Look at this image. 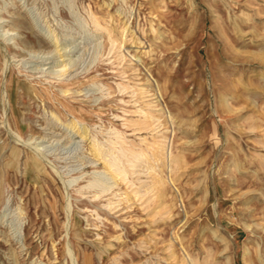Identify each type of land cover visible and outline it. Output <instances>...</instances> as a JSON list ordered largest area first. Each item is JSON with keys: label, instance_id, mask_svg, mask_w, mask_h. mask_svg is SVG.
Returning a JSON list of instances; mask_svg holds the SVG:
<instances>
[{"label": "rangeland", "instance_id": "obj_1", "mask_svg": "<svg viewBox=\"0 0 264 264\" xmlns=\"http://www.w3.org/2000/svg\"><path fill=\"white\" fill-rule=\"evenodd\" d=\"M84 257L264 264V0H0V264Z\"/></svg>", "mask_w": 264, "mask_h": 264}, {"label": "bare ground", "instance_id": "obj_2", "mask_svg": "<svg viewBox=\"0 0 264 264\" xmlns=\"http://www.w3.org/2000/svg\"><path fill=\"white\" fill-rule=\"evenodd\" d=\"M129 1V0H128ZM122 2V1H121ZM125 6V5H124ZM118 13V12H117ZM131 15V14H130ZM115 17V16H114ZM130 18H131V16H130ZM128 21V20H127ZM152 21V20H151ZM105 23V22H104ZM124 23V22H123ZM154 24V23H153ZM93 26H94V28L96 29V30H99V29H101V26L94 20L93 21ZM123 27V26H122ZM120 28V27H119ZM159 28V27H158ZM125 30V29H124ZM133 30V29H132ZM131 30V31H132ZM162 30V29H161ZM48 32V31H47ZM142 32V31H141ZM125 33V32H124ZM116 36V35H115ZM122 38V37H121ZM126 39V38H125ZM134 39V38H133ZM52 40V39H51ZM139 40V39H138ZM130 41V40H129ZM9 42V41H8ZM116 43V42H115ZM141 43V42H140ZM56 41L55 42H53L52 43V45L56 48L57 46H56ZM113 44H114V42H113ZM122 44V43H121ZM136 44V43H135ZM139 44V43H138ZM117 45V44H116ZM116 48V47H115ZM121 48V47H120ZM55 50H57V49H55ZM65 50V49H64ZM120 51V50H119ZM57 52V51H56ZM62 52H64V51H62ZM57 53H61V51L60 52H57ZM65 53V52H64ZM64 53H61V56H62V54H64ZM67 54V53H66ZM61 58H63V59H61V62H63V61H65L66 59H64L65 57H61ZM130 58V57H129ZM121 60H122V58H121ZM121 62V61H120ZM67 68H66V63L65 64H61L60 65V67H59V70L58 71H62L60 74H58V76H62V74L63 73H67ZM121 73H123V72H121ZM49 74H50V72H49ZM55 75L54 73H52V71H51V75ZM54 77V76H53ZM52 77V78H53ZM62 77H64V76H62ZM59 77H57V79H58ZM55 79V78H54ZM57 81H60V79L59 80H57ZM157 85V84H156ZM140 88V87H139ZM242 88H244V87H242ZM126 89V88H125ZM64 91V90H63ZM125 91V90H124ZM158 91V90H157ZM66 92V91H65ZM64 92V93H65ZM134 92V91H133ZM6 93V92H5ZM67 93H69V92H67ZM75 93V92H74ZM79 93V92H78ZM138 95H139V93H138ZM148 95V94H147ZM3 97H4V95H3ZM7 97V96H6ZM145 97V96H144ZM229 97V96H228ZM231 98V97H230ZM145 99V98H144ZM51 100V99H50ZM154 102V101H153ZM146 103V102H145ZM150 104V103H149ZM221 104V103H220ZM227 106V105H226ZM140 109V108H139ZM136 111V110H135ZM144 111V110H143ZM148 111V110H147ZM155 113V112H154ZM137 114V113H136ZM143 114H146V113H143ZM150 114V113H149ZM160 114V113H159ZM144 117H146L147 118V115H144ZM242 117H243V115H242ZM139 118V117H138ZM150 118H152V117H150ZM149 118V119H150ZM159 118V117H158ZM143 119H145V118H143ZM156 119V118H155ZM255 119V118H254ZM150 121V120H149ZM127 122V121H126ZM146 122H148V120L146 121ZM254 122V121H253ZM78 123V121L76 120V119H72L71 121H70V125L71 126H73V127H75V125ZM137 123V122H136ZM158 123V122H157ZM252 123V122H251ZM159 124H161V123H159ZM158 124V125H159ZM250 125V124H249ZM252 125H253V123H252ZM251 125V126H252ZM77 127V126H76ZM145 127V126H144ZM151 127V126H150ZM79 128V127H78ZM145 128H147V127H145ZM160 128V127H159ZM239 128V127H238ZM255 128V127H254ZM156 129V128H155ZM158 129V128H157ZM80 134L81 135H83L84 136V139H86L87 137H86V134H87V129L84 127V125H82V128H81V130H80ZM157 134V133H156ZM78 135V134H77ZM108 135V134H107ZM112 135H113V137L111 138V139H109V140H106L107 141V146H106V149H104V147H102V145L101 144H99L98 143V141L97 140H95V139H92L90 142H91V147H92V151L94 152V155H95V157H97V158H99V159H103V165L106 167V169L109 171V173H110V176L112 177V178H114V179H116V178H119L121 181H124V180H126L127 179V177H128V175L129 174H132V173H128V169L126 170V167H125V164L126 165H129V166H135L134 164H135V162L137 161V160H139L142 156H144L143 154H142V150H139L138 152H134L132 149H131V147H127L126 146V141L124 140L125 138L123 137V136H121V134H120V132H118V131H115L114 133H112ZM123 135V134H122ZM161 135H162V133H161ZM154 136V135H153ZM156 136V135H155ZM86 137V138H85ZM124 139H123V138ZM144 138V137H143ZM147 138V137H146ZM151 138V137H150ZM155 138V137H154ZM159 138H160V136H159ZM165 138V137H164ZM88 139V138H87ZM90 139H91V137H90ZM145 139V138H144ZM155 139H157V138H155ZM160 139H162V137L160 138ZM168 139V138H167ZM262 139V138H261ZM166 140V139H165ZM132 141V140H131ZM141 141V140H140ZM148 141V140H147ZM161 141V140H160ZM262 141V140H261ZM260 141V142H261ZM143 142V141H142ZM150 142H151V140H150ZM258 142V141H257ZM263 142V141H262ZM151 143H153V142H151ZM165 143V142H164ZM141 144V143H140ZM159 144V143H158ZM160 144H162V143H160ZM128 145V144H127ZM144 145V144H143ZM164 145V144H163ZM140 146V145H139ZM145 146V145H144ZM166 146V145H165ZM133 148V147H132ZM140 148H142L141 146H140ZM145 148V147H144ZM159 148H160V146H159ZM164 148V147H163ZM162 148V149H163ZM168 148V147H167ZM37 149V148H36ZM143 149V148H142ZM154 150V149H153ZM39 151V150H38ZM40 152V151H39ZM92 152V153H93ZM106 152H107V154H108V156H105V154H106ZM147 152H149V151H147ZM146 152V153H147ZM151 152V151H150ZM160 152H162V151H160ZM148 154V153H147ZM151 154V153H150ZM155 154V153H154ZM166 154V153H165ZM159 155H160V158H161V156H162V153H159ZM167 155H169V154H167ZM150 156V155H149ZM154 156V155H153ZM172 156V155H171ZM147 157V156H146ZM150 157H152V156H150ZM150 157H149V159H150ZM157 157V156H156ZM178 157V156H177ZM29 158V160H30V162H31V164L34 166V167H36V168H38V167H41V164H40V162H39V159H38V157H37V155L35 154V153H33V154H30V156L28 157ZM155 157H153V159L152 160H156V158L154 159ZM166 158H168V157H166ZM43 159V158H42ZM148 159V158H147ZM150 159V160H151ZM158 159H159V157H158ZM173 159V158H172ZM145 160V159H144ZM160 160V159H159ZM164 161V160H163ZM176 161V160H175ZM174 161V163H176V162H178V161H176L175 162ZM152 162V161H151ZM161 162V161H160ZM169 162V161H168ZM138 163V162H137ZM156 163H157V161H156ZM147 164H149V163H147ZM158 164V163H157ZM168 164V163H167ZM161 165H163V164H161ZM169 165V164H168ZM182 165V164H181ZM103 166V167H104ZM137 166V165H136ZM140 166V165H139ZM131 167V168H132ZM163 167V166H162ZM165 167H167V166H165ZM180 167V166H179ZM137 170V169H136ZM169 170V169H168ZM139 171V169L137 170V172ZM156 172V171H155ZM178 172V171H177ZM176 172V173H177ZM133 173H135L134 171H133ZM169 173V172H168ZM132 175H134V174H132ZM175 175V174H174ZM158 177V176H157ZM170 176H168V178H169ZM134 178V177H133ZM164 178H166V177H164ZM170 179V178H169ZM131 180H133V179H131ZM135 180V179H134ZM139 180H141V179H139ZM116 181H118V180H116ZM115 181V182H116ZM153 181V180H152ZM154 181H155V179H154ZM153 181V182H154ZM139 182V181H138ZM152 182V183H153ZM156 182L157 183H160L161 182V180H159V178H157V180H156ZM156 182H155V184H156ZM174 182V181H173ZM144 183V182H143ZM151 183V184H152ZM166 183V182H165ZM164 183V184H165ZM168 183V182H167ZM117 184V183H116ZM146 184H147V182H146ZM145 184V185H146ZM100 185V184H99ZM101 185H102V183H101ZM110 185V184H109ZM137 185H139V184H137ZM134 186V185H133ZM150 186V185H149ZM109 187V186H108ZM138 187V186H137ZM143 186H141V187H139V188H142ZM148 187V186H147ZM93 188V187H92ZM111 188V187H110ZM95 189V188H94ZM135 190H136V188H134ZM108 190H109V188H108ZM143 190V189H142ZM146 190V189H145ZM104 191H107V189H101L100 191H94L93 193H92V197H97L98 196V194L99 193H101V192H104ZM138 191V190H137ZM139 191H141V190H139ZM144 191V190H143ZM142 192V191H141ZM140 192V193H141ZM135 193H136V191H135ZM138 193V192H137ZM200 193V192H199ZM127 194V193H126ZM132 194V193H131ZM165 194V193H164ZM113 195H115V194H113ZM144 195V194H143ZM155 195H156V193H155ZM129 198H130V196H129ZM128 198V199H129ZM156 199V198H155ZM124 200V199H123ZM131 200V199H130ZM110 201V200H109ZM127 202H128V200H126ZM158 202V201H157ZM162 203V202H161ZM111 204L112 203H107L106 205H105V207H107V206H111ZM117 204H119V203H117ZM157 204V203H156ZM120 205V204H119ZM155 206V205H154ZM157 206V205H156ZM164 206V205H163ZM166 206H167V204H166ZM104 207V206H103ZM116 207V206H115ZM115 207H112V210H113V208H115ZM154 208V207H153ZM163 208V207H162ZM161 209V208H160ZM155 210H157V209H155ZM159 210V209H158ZM154 212V211H153ZM170 212V211H169ZM152 215V214H151ZM208 218V217H207ZM73 221V227H75V226H77L78 225V220L77 219H75V220H72ZM70 222V221H69ZM210 222V221H209ZM118 237V236H117ZM218 239V238H217ZM221 240V239H220ZM65 249H67V250H69L70 248H69V245H67L66 246V248ZM259 251V250H258ZM259 253V252H258ZM68 256V255H67ZM76 258V257H75ZM228 258V257H227ZM230 259V258H229ZM73 260V259H72ZM197 260V259H196ZM188 261V260H187ZM191 261V260H190ZM83 263L84 264H89L90 263V258L89 257H84L83 258ZM191 263V262H190ZM228 264H229V262H227ZM263 263V262H262ZM196 264V263H195Z\"/></svg>", "mask_w": 264, "mask_h": 264}]
</instances>
